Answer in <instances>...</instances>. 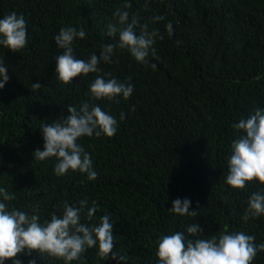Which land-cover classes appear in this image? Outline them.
I'll return each mask as SVG.
<instances>
[{
    "label": "trees",
    "instance_id": "obj_1",
    "mask_svg": "<svg viewBox=\"0 0 264 264\" xmlns=\"http://www.w3.org/2000/svg\"><path fill=\"white\" fill-rule=\"evenodd\" d=\"M124 3L0 0V16L22 14L28 31V45L19 53L0 47L10 76L0 89V185L15 193L8 203L26 212L38 209L43 221L53 212L62 214L65 201L95 200V220L111 216L114 251L127 255L128 264H155L157 238L191 223L200 224L206 238L242 231L254 236L256 244L264 243V215L241 219L248 198L264 184L254 179L237 189L225 182L231 142L238 134L232 125L264 108V0H131L129 18L136 15L163 35L152 46L155 54L140 63L117 48L113 63L99 64L102 73L77 76L69 84L59 81L54 56L62 50L55 34L61 27H83L86 38L75 42L77 57L99 54L105 43L114 42L105 33L109 24L117 23L113 13ZM156 16L164 19L155 21ZM168 22L172 36L165 28ZM103 73L121 81L131 77L134 91L119 103L93 101L109 108L118 121L112 137L79 139L98 177L90 181L72 171L58 177L54 157H33L43 147L38 127L67 116L66 105L88 100L89 83ZM38 79L43 87L32 91ZM177 197L191 198L197 217L169 212ZM18 255L24 264L33 257L37 264H65L46 253ZM72 264L115 262L91 248ZM252 264H264V251Z\"/></svg>",
    "mask_w": 264,
    "mask_h": 264
},
{
    "label": "clouds",
    "instance_id": "obj_2",
    "mask_svg": "<svg viewBox=\"0 0 264 264\" xmlns=\"http://www.w3.org/2000/svg\"><path fill=\"white\" fill-rule=\"evenodd\" d=\"M131 0H125L123 9L117 8L113 15L116 24L107 26L106 36L114 42L105 43L99 54L92 53L87 59H80L75 53V42L86 38L83 27H61L53 37L60 51L54 56L55 74L62 83L69 84L77 76L86 77L89 73H102L100 63H113L117 48L126 49L140 63H144L156 39H163L158 29H148L141 24L140 18H129ZM163 16L154 17L155 21ZM169 36L173 35V24L165 25ZM28 45L27 21L15 11L0 16V47L19 53ZM9 68L6 61L0 59V89L9 81ZM43 87L38 79L32 82L31 90ZM134 91L131 77L125 81L111 73L96 75L89 83L88 100L79 105H66L67 116L61 115L51 122L42 123L40 129L43 147L36 148L33 157L38 161L55 158L54 174L58 177L69 171L86 175L88 180L98 177L94 169L91 154L79 143L82 137H112L118 130V121L110 109H102L103 101L119 103L127 101ZM135 110V105L130 107ZM125 113H120V120ZM237 130L236 138L231 142V154L227 158L225 182L237 189L246 187L252 180L264 184V108H256L247 118H241L232 125ZM15 193L0 185V264L11 259V264H24L18 254L31 257L33 251L40 257L62 259L65 264L81 259L88 249L96 248L97 255L105 261L111 259L115 264H128L129 257L114 251V226L111 216L105 214L95 220L97 202L89 203L87 198L74 204H63L62 214H50V219L41 221L38 209L26 212L10 206ZM189 197H177L172 200L169 212L179 217H197V208L192 207ZM199 204V202H197ZM264 215V189L253 192L247 201V207L241 219ZM95 220V222H93ZM204 228L198 223L188 224L185 230L161 234L156 240L155 264H252L258 252L264 251V243L256 244L255 237L242 231H220L208 238ZM27 264H37L35 257Z\"/></svg>",
    "mask_w": 264,
    "mask_h": 264
}]
</instances>
